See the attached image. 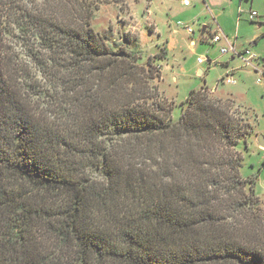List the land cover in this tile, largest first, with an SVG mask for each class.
Listing matches in <instances>:
<instances>
[{
  "label": "trees",
  "instance_id": "trees-1",
  "mask_svg": "<svg viewBox=\"0 0 264 264\" xmlns=\"http://www.w3.org/2000/svg\"><path fill=\"white\" fill-rule=\"evenodd\" d=\"M147 66L0 0V264H264L251 126L207 88L174 121Z\"/></svg>",
  "mask_w": 264,
  "mask_h": 264
},
{
  "label": "rangeland",
  "instance_id": "rangeland-1",
  "mask_svg": "<svg viewBox=\"0 0 264 264\" xmlns=\"http://www.w3.org/2000/svg\"><path fill=\"white\" fill-rule=\"evenodd\" d=\"M7 1L19 5L24 11H41L46 16L63 21H89L110 45L126 48L139 57L141 66L148 67L149 61L152 62L155 75L159 76L152 83L153 87L158 89L159 97L173 107L174 121L180 119L192 91L207 88L205 91L215 98L230 101L234 114L245 118L251 126L246 144L242 143L237 151L244 158L241 179L256 183L254 199L258 205L253 211L258 217L255 220L257 242L264 251V150L260 149L258 143L259 137L264 136V86L257 85L256 77L243 67L240 60L220 56V49L226 46L224 41L213 47L210 41L203 42L200 34L203 25L210 27L207 37L220 26L225 32L228 30L226 33L238 49H251L259 55L257 49L264 50V16L260 13L263 20L260 21L258 17L253 23L245 19L238 21V18L240 14L245 16L252 11H264V0H234V4L228 6L225 18L222 17L223 10L219 11L216 6L228 5L227 0H190V8L182 6L180 0ZM195 17L200 18L202 23L194 24L192 20ZM179 22L193 27L197 32L193 38L195 47L191 45L193 39L184 26L178 25ZM18 41V38H9L11 47L26 59L27 53ZM127 41L131 42L129 47ZM257 41L260 43L252 45ZM219 56L218 64H198L200 57L215 60ZM227 60L232 62L229 68ZM233 71L235 74H232ZM228 74L236 81L235 85L224 82ZM250 185L253 186L247 185V197L253 199ZM246 222L247 219H244L243 223Z\"/></svg>",
  "mask_w": 264,
  "mask_h": 264
},
{
  "label": "built area",
  "instance_id": "built-area-1",
  "mask_svg": "<svg viewBox=\"0 0 264 264\" xmlns=\"http://www.w3.org/2000/svg\"><path fill=\"white\" fill-rule=\"evenodd\" d=\"M183 5L186 7L191 6V2L190 0H181ZM259 15L257 12L252 11L250 13V20L254 21L256 18H258ZM181 26H184V29L187 31V33L193 37L196 33V31L194 30L193 27L191 26H185L182 24H179ZM225 42L226 46L220 49V56L221 57H229L231 56L233 59H238L242 62L243 66L245 68H247L249 71H251V73H254L257 77V84L258 85H263L264 86V58L260 57L259 55H257L256 53H254L251 49H245V50H239L238 48H236L234 45H232L229 40L228 37L225 36V34H223L220 31H216L211 39H210V44L212 45H216L218 43L221 42ZM192 46L195 47L196 43L195 41L192 42ZM219 59H215V60H211L209 57H200L198 58V64L200 65H204V64H209L214 65V64H218ZM224 82L227 85H235L236 81L231 78L229 75H227L225 77Z\"/></svg>",
  "mask_w": 264,
  "mask_h": 264
},
{
  "label": "crops",
  "instance_id": "crops-1",
  "mask_svg": "<svg viewBox=\"0 0 264 264\" xmlns=\"http://www.w3.org/2000/svg\"><path fill=\"white\" fill-rule=\"evenodd\" d=\"M180 1H181V0H180ZM227 1H228V3H229L228 5H224V6H216V5H215L216 7H218V10H219V11L223 10L224 13L222 14V17H224V18L227 17V15H228V11H229V10H228V6H231V4H234V0H227ZM181 5L184 6L183 3H182V1H181ZM191 6H192V3H191ZM191 6H189V7L184 6V7H185V8H190ZM209 7H210V6H209ZM209 7H208V8H209ZM260 11H261V12H257V11H255V12L258 13V15H259V17H260V19H261V20H260V19H259V20L262 21V20H263V16H264V11H262V9H261ZM260 13H262L263 16H260V15H261ZM220 16H221V15H220ZM249 17H250V14H247V15H245V16H243L242 14H240V15H239V18H238V19H239L238 21H242L241 19H245V21H249V22L253 23V22L256 21V19H257V18H256L254 21H251ZM192 21H194V24H195V23H199V24L202 23L201 19L198 18V17H197V18L195 17ZM179 24L185 25L183 22H179L178 25H179ZM179 26H181V25H179ZM181 27H182V26H181ZM209 29H210V27H209L208 25H203V28H202L201 33H200V34H201V40H202L203 42L208 41L207 43H209V41H210V39H211V37H212V35H213V34H211L210 37H207V36L209 35V33H210V32H209ZM216 31H220V32H222L223 34H225V36L228 37L229 42H230L232 45H234L236 48H238V47L236 46V44L233 42L234 40L232 41V40L230 39L229 35L226 33L228 30H226V32H225V29H222L220 26H218ZM216 31H215V32H216ZM186 32H187V31H186ZM215 32H214V33H215ZM207 34H208V35H207ZM189 36H190V35H189ZM196 36H197V32L195 33V35H194L193 37L190 36V38L193 39V38H195ZM235 37H236V39H237V36H235ZM209 38H210V39H209ZM194 41H195V40L193 39L192 42H194ZM192 42H191V45H192ZM195 43H196V41H195ZM259 43H260V41H257V42H255V43H253L252 45H257V44H259ZM209 44H210V43H209ZM210 45L213 46V47L215 46V45H212V44H210ZM239 50H240V49H239ZM241 51H242V50H241ZM253 52H254V51H253ZM257 52H258L259 55L263 56L262 58H264V50H263V49L258 48V49H257ZM219 53H220V52H219ZM224 58H227V57H224ZM218 59H220V56H219ZM232 59H233V58H232ZM233 60H235V59H233ZM236 60H237V59H236ZM231 63H232V62H230V61L227 60V66H228V68H229V65H230ZM242 65H243V64H242ZM243 67H244V66H243ZM244 68H245V67H244ZM249 72H250V74H253L255 77H257L254 73H251V71H249ZM227 73H228V72H227ZM201 74H203V72H201ZM232 74H235V72L233 71ZM228 75H229V74H228ZM226 76H227V75H226ZM257 85H258V84H257ZM259 86H260V85H259ZM212 92H214V90H213ZM260 149H261V148H260ZM263 150H264V149H263Z\"/></svg>",
  "mask_w": 264,
  "mask_h": 264
},
{
  "label": "water",
  "instance_id": "water-1",
  "mask_svg": "<svg viewBox=\"0 0 264 264\" xmlns=\"http://www.w3.org/2000/svg\"><path fill=\"white\" fill-rule=\"evenodd\" d=\"M258 143L260 148L263 150L264 149V136L259 137Z\"/></svg>",
  "mask_w": 264,
  "mask_h": 264
}]
</instances>
